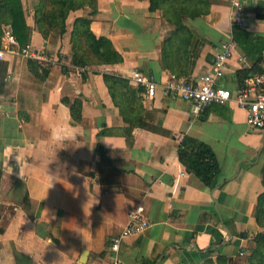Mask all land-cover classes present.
Returning a JSON list of instances; mask_svg holds the SVG:
<instances>
[{
	"label": "crops",
	"instance_id": "1",
	"mask_svg": "<svg viewBox=\"0 0 264 264\" xmlns=\"http://www.w3.org/2000/svg\"><path fill=\"white\" fill-rule=\"evenodd\" d=\"M20 1L28 43L43 55L29 59L48 74L34 75L19 52L23 46L16 41L10 51L2 39L0 264H107L114 254L121 264H198L217 256L237 264L260 229L254 214L263 190L264 129L246 123V109L234 92L241 84L238 71L253 65L248 53L261 50L264 76V0H242L243 27L233 26L227 0H209L206 14L186 20L190 38L180 47L181 60L168 53L175 45L166 42L173 27L160 10L148 9V0H96L90 28L109 38L123 60L84 68L70 64L67 38L41 36L29 0ZM227 40L231 54L217 85L229 89L232 98L210 104L199 117L189 101L162 96L159 85L148 98L130 79L138 69L158 84L172 73L196 82L212 71ZM103 72L142 88L135 94V121L141 124L130 131ZM63 97L80 99V121L72 120ZM185 135L212 149L220 166L214 188L179 161L177 148ZM136 203L143 204L150 225L126 237L114 253L110 237Z\"/></svg>",
	"mask_w": 264,
	"mask_h": 264
},
{
	"label": "trees",
	"instance_id": "2",
	"mask_svg": "<svg viewBox=\"0 0 264 264\" xmlns=\"http://www.w3.org/2000/svg\"><path fill=\"white\" fill-rule=\"evenodd\" d=\"M148 1V9L150 11L160 10L162 18L173 27L166 42L175 45L174 50L168 53H175L177 60L184 59L185 53L181 54L179 51L181 45L188 44L190 38L186 20L206 14L209 0ZM29 4L33 11L34 25L44 39H48L51 35L60 41L67 38L71 52L70 64L73 66L84 68L122 62V55L114 48L111 40L103 35L96 36L90 28V23L98 11L96 0H29ZM85 9L88 10L86 14H76ZM5 29L14 35L20 46L28 43V26L20 0H0V46ZM238 32L244 31L239 30ZM239 33L234 32L236 41H238ZM248 54L253 60V65L248 70L238 71L240 83L248 74L261 72V50L258 49L254 53ZM27 60L29 70L34 75L43 78L48 74V69L42 67L35 60L29 58ZM58 61H61L59 56ZM61 70L63 73L68 70L62 62ZM81 75L85 77L83 71ZM102 78L114 104L119 107L124 121L129 123L128 131H130L134 125L140 123L135 121L137 120L135 109L138 101L135 94L137 91L142 92V88L134 89L127 78L113 73L103 72ZM62 101L69 105L72 120L80 121V99L75 98L70 102L67 97H63ZM96 149L101 156L105 155L104 147L100 143H97ZM177 156L185 170L193 173L206 186L214 188L218 184L220 166L210 146L194 137L185 135L177 148ZM261 183L263 190L257 196L254 214L255 222L260 229L253 237L254 246L243 255V264H264V167L261 169ZM226 261V258L217 256L215 260L206 258L198 264H226Z\"/></svg>",
	"mask_w": 264,
	"mask_h": 264
},
{
	"label": "built area",
	"instance_id": "3",
	"mask_svg": "<svg viewBox=\"0 0 264 264\" xmlns=\"http://www.w3.org/2000/svg\"><path fill=\"white\" fill-rule=\"evenodd\" d=\"M230 5V18L233 26L243 27L244 11L242 0H227ZM8 50L12 51L17 46L14 35L7 29L2 37ZM232 42L227 40L221 43L220 51L215 56L211 65V72L198 76L196 82L186 78L169 74L165 81L158 84L153 75L134 69L130 74L133 83L143 87V91L148 98H153L160 86V94L171 99H183L192 105L193 116H201L206 107L212 103L225 104L232 98V92L222 86L217 85L218 80L223 75L228 56L231 54ZM20 54L27 58L41 60L42 53H38L27 43L19 50ZM2 52H0V58ZM264 76L262 73L248 74L234 92V99L238 105L246 109V123L253 129H264V89L262 84ZM150 225L149 219L145 215L142 203H136L127 211L126 223L122 229L110 237V249L117 253L120 243L128 236L142 233ZM240 255L243 253L240 252ZM107 264H121L116 254Z\"/></svg>",
	"mask_w": 264,
	"mask_h": 264
},
{
	"label": "rangeland",
	"instance_id": "4",
	"mask_svg": "<svg viewBox=\"0 0 264 264\" xmlns=\"http://www.w3.org/2000/svg\"><path fill=\"white\" fill-rule=\"evenodd\" d=\"M49 38H50V41H52V39H54V40L56 39V37H55V36H52V35H51ZM59 57H60V59L62 60V58H63L62 55L59 56ZM240 257H241V258L239 259V261L237 262V264H243V263H244V257H243V255L240 256Z\"/></svg>",
	"mask_w": 264,
	"mask_h": 264
}]
</instances>
